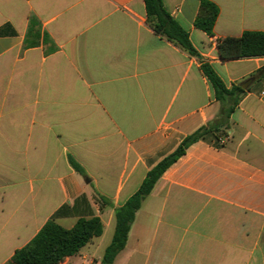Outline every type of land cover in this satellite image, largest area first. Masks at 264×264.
<instances>
[{
  "label": "crops",
  "instance_id": "0c3cea01",
  "mask_svg": "<svg viewBox=\"0 0 264 264\" xmlns=\"http://www.w3.org/2000/svg\"><path fill=\"white\" fill-rule=\"evenodd\" d=\"M209 1L212 36L194 26L199 0L162 3L227 87L251 82L226 143L198 141L165 171L112 264H264V57L223 61L217 48L264 32V0ZM32 15L55 52L25 48ZM220 108L199 59L150 28L144 0H0V264L51 218L70 229L92 217L103 234L62 264H101L115 210Z\"/></svg>",
  "mask_w": 264,
  "mask_h": 264
},
{
  "label": "trees",
  "instance_id": "16d2710c",
  "mask_svg": "<svg viewBox=\"0 0 264 264\" xmlns=\"http://www.w3.org/2000/svg\"><path fill=\"white\" fill-rule=\"evenodd\" d=\"M144 1L150 28L155 34L199 59L201 70L210 81L215 99L220 103L221 108L214 120L186 136L173 153L152 168L139 190L122 207L115 210L114 237L105 251L101 264H112L117 254L124 248L136 212L165 171L198 141L219 145L221 136L226 135L229 130L231 114L247 91L241 84H233L231 87L225 85L209 62L200 57L191 43L189 33L165 10L162 0ZM199 2L200 9L194 20V26L212 36L219 9L209 0H199ZM41 41L45 44L50 43L49 52L57 50V46L47 32L42 31L41 22L32 15L29 18L24 46L25 48L36 47L41 44ZM217 48L223 61L264 57V32L246 31L240 37L222 38L218 40ZM263 71L258 73L261 74ZM70 163L77 172L83 173V169L75 160L71 158ZM103 231L104 225L99 217L80 218L70 229L62 227L55 222L54 218H51L26 246L15 252L6 264H62L67 257L76 255L93 238L101 236Z\"/></svg>",
  "mask_w": 264,
  "mask_h": 264
},
{
  "label": "built area",
  "instance_id": "2783aa9c",
  "mask_svg": "<svg viewBox=\"0 0 264 264\" xmlns=\"http://www.w3.org/2000/svg\"><path fill=\"white\" fill-rule=\"evenodd\" d=\"M228 134H226V135H222L221 136V138H220V140L218 141V143H219V145H223V144H225L226 143V141L228 140Z\"/></svg>",
  "mask_w": 264,
  "mask_h": 264
},
{
  "label": "water",
  "instance_id": "95a60500",
  "mask_svg": "<svg viewBox=\"0 0 264 264\" xmlns=\"http://www.w3.org/2000/svg\"><path fill=\"white\" fill-rule=\"evenodd\" d=\"M251 82V80H247V81H245L244 83H243V87L244 88H247V86H248V84Z\"/></svg>",
  "mask_w": 264,
  "mask_h": 264
},
{
  "label": "rangeland",
  "instance_id": "374dc122",
  "mask_svg": "<svg viewBox=\"0 0 264 264\" xmlns=\"http://www.w3.org/2000/svg\"><path fill=\"white\" fill-rule=\"evenodd\" d=\"M107 240V239H106ZM108 242V241H107ZM105 244H107V243H105Z\"/></svg>",
  "mask_w": 264,
  "mask_h": 264
}]
</instances>
